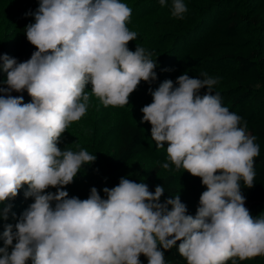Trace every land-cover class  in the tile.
<instances>
[{"label":"clouds","instance_id":"obj_1","mask_svg":"<svg viewBox=\"0 0 264 264\" xmlns=\"http://www.w3.org/2000/svg\"><path fill=\"white\" fill-rule=\"evenodd\" d=\"M187 10L184 0H172L173 17L183 19ZM131 14L121 0H39L25 13L35 22L24 30L37 50L23 62L0 54L7 74L0 88V220L9 219L7 202L25 185L24 197L33 200L19 218L12 213L15 224H3L0 264H141V254L148 264H167L164 252L177 241L187 264L264 255V213L254 218L241 191V182L254 186L260 146L242 117L222 105L213 91L218 80L207 73L165 79L149 88L152 102L141 108V123H150L157 148L167 144L171 165L206 186L195 216L178 193L161 203L162 186L153 193L126 177L104 187L103 197L96 187L86 199L65 190L97 159L58 147L69 124L85 115L90 95L105 107L124 106L141 81L157 79L152 53L128 48L137 39L126 23ZM13 91H27L31 102Z\"/></svg>","mask_w":264,"mask_h":264},{"label":"rangeland","instance_id":"obj_2","mask_svg":"<svg viewBox=\"0 0 264 264\" xmlns=\"http://www.w3.org/2000/svg\"><path fill=\"white\" fill-rule=\"evenodd\" d=\"M27 0H0V9L4 13L0 15V46L7 52L14 53L18 48L19 28L25 24L32 23L34 17L31 15L23 16L17 11L16 6ZM39 5V0H28ZM210 0H184L187 12L183 19H178L171 15L172 0H167V5L162 7L159 0H121L132 9V14L126 22L130 31L137 33V39L128 43V48L135 51L136 46L143 47L147 52L152 53L151 59L156 60L157 79L151 84L141 81L137 89L130 94L129 104L124 106L105 107L99 98L90 95L89 104L85 115L78 121L72 122L62 134L58 147L73 151L80 149L87 150L91 155H96L97 159L87 165H83L80 172L74 178V182L65 186L69 196H77L86 199L92 187H96L103 197V188H112L118 183L121 177L129 178L137 168L144 169L155 165L159 168V175L173 174L174 186L180 198H183L187 207L197 209L199 198L206 186H196L192 183V175L184 172L183 169L177 170L168 160L166 147L157 148L156 142L151 137L150 123H141L143 113L141 108L152 102L149 88L155 90L165 79L175 82L176 78L185 72L190 77L199 78L202 73H207L209 77L218 80L214 85L213 91L219 93L221 103L228 107L227 99L221 95L222 88L227 86L226 75L227 67H209L201 61L191 57L188 49L199 42L210 29L213 21L221 12L220 8L215 7L207 13V22L200 25L195 31L183 35L184 30L194 24L203 7L208 5ZM259 2L262 0H253ZM232 5V4H230ZM35 22V21H34ZM33 22V23H34ZM165 50L170 51L168 56L163 57ZM202 78V77H201ZM86 92H91V84L86 86ZM207 91L206 88L200 90V95ZM214 94V93H213ZM123 119L130 120L143 129L147 142V149L136 154L124 165L123 168L109 174L105 167V160L113 153L117 139V128ZM165 162L170 164L168 169L161 165ZM27 185L21 189V200L10 201L11 210L7 221L0 220V234L3 232L4 223H16L12 213L16 218L28 208L33 202L32 198H25L24 191ZM46 191L55 192V188ZM174 197V196H171ZM168 197V198H171ZM4 205H0L3 208ZM3 241L0 239V247ZM141 264H148L144 255L139 257ZM27 264H31L28 261Z\"/></svg>","mask_w":264,"mask_h":264},{"label":"trees","instance_id":"obj_3","mask_svg":"<svg viewBox=\"0 0 264 264\" xmlns=\"http://www.w3.org/2000/svg\"><path fill=\"white\" fill-rule=\"evenodd\" d=\"M38 6L27 0L18 4L16 9L23 16L30 10L34 12ZM215 7L223 9L205 36L192 45L187 53L205 66L227 67V86L222 88L220 93L228 101L227 108L242 117V121L247 124L248 134L256 137L255 143L260 146V156L255 158L254 163L256 172L254 186L247 188L241 182V191L246 198L245 207L255 218L264 213V0L259 2L210 0L208 5L202 8V13L199 14L195 23L184 30L183 35L195 31L207 22V13ZM2 12L4 13L3 8L0 9V15ZM26 25L19 28L17 50L14 53L7 52L0 46V54L16 58L18 62L31 58L32 53L37 49L27 41L24 31ZM169 52L165 50L162 56H168ZM6 79L7 74L0 71V88L7 87L4 83ZM11 95H22L24 103L32 100L27 91L22 93L13 91ZM146 149L147 142L141 126L123 119L117 128L115 149L105 160L108 173L114 174L123 168L129 159ZM158 173L159 168L152 165L144 169L137 168L128 179L137 183H146L149 191L153 193L157 185L162 186L164 193L160 202L163 203L168 197L175 196L177 190L174 186L173 174L159 175ZM191 181L196 186H203L199 177L192 176ZM20 193L21 190L11 201H20L22 199ZM180 199L184 203L183 198ZM170 209L171 206H169ZM187 210L188 214L195 216L197 209L187 207ZM179 243L180 241H177L176 247L164 252L167 264H187L177 251ZM226 264H231V261H227ZM239 264H264V255L239 261Z\"/></svg>","mask_w":264,"mask_h":264}]
</instances>
